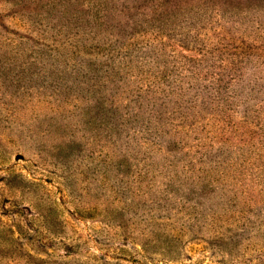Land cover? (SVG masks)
<instances>
[{
    "label": "rangeland",
    "instance_id": "374dc122",
    "mask_svg": "<svg viewBox=\"0 0 264 264\" xmlns=\"http://www.w3.org/2000/svg\"><path fill=\"white\" fill-rule=\"evenodd\" d=\"M86 1L0 0V264H264V0Z\"/></svg>",
    "mask_w": 264,
    "mask_h": 264
},
{
    "label": "trees",
    "instance_id": "16d2710c",
    "mask_svg": "<svg viewBox=\"0 0 264 264\" xmlns=\"http://www.w3.org/2000/svg\"><path fill=\"white\" fill-rule=\"evenodd\" d=\"M38 1H43V0H38ZM135 1L136 2L140 1L141 4H144L145 6H147V8L150 9V12L152 14L165 15V19H163L164 24H165V20L167 21L166 16H168L169 14H174V15H177V16H181L182 14L186 13L185 9H184V5L189 6V4H194L195 5V4H200V3L201 4L202 3H204V4L205 3H216V0H134V2L132 1V4H134ZM218 1H220L219 3H221V0H218ZM68 3L70 5H72L70 0H62V4H63V7H65V10H67L66 9V5ZM129 3H130V1H129ZM98 4H103V5H105V7L104 6L100 7ZM144 5H141V6L145 7ZM65 10L63 12H61V16H60L61 18L58 21V23L57 24L55 23V28H58L59 33H61V32L66 33L67 30H69L73 34L77 30V28H79V26H80V24L82 22L90 23L89 22L90 19H92V18L94 19L95 17H97L99 15L100 16L104 15L105 18H107L109 16V14L107 15V13H109V12H108V9L106 8V3H102L100 0H99V2H98V0H88L86 2L80 3L79 6L77 7L76 14L74 12L70 11V10H69V12L65 11ZM129 10H131V7L127 8L125 10V13L127 14L128 17L132 18V15H130L131 11H129ZM134 10L132 9V11H134ZM95 21L99 22V20L97 18L95 19ZM71 22H75L77 24L74 26V23H71ZM91 24H92V26L95 27L94 21L91 22ZM127 25H128V23L126 25H124L122 23V27H119V29L122 31L123 26H125L124 27V31H122L123 35L127 33L126 29H125L126 27H128ZM92 29H94V28L91 27V31L90 32H95V31H92ZM106 30H108V29L106 28ZM244 36H243V39L240 40V41H245L244 40ZM185 39H186V36H185ZM108 40H110V39H108V38L105 39V41H108ZM240 43H241V45H240L241 47L239 48V50L242 51L243 48H247V49L249 48V46L246 43H242V42H240ZM75 48H76V46H74L73 50ZM73 50H71L69 47H59V51H58L59 58H62V60L65 59L68 56L66 54H69V55L72 54ZM235 56H240V55L235 53ZM219 86L221 88H223V89L227 88V85H225L223 83H219ZM232 86H234V85L231 84L229 86V89H231ZM204 89H206V92H205L206 94L208 93V91H213L209 87H204ZM241 94H242V91H241ZM234 95L235 96L239 95V93H235ZM241 96L244 98V100H247L246 99L247 95H246V97L243 94ZM228 98H230V97H227V99ZM227 99L226 98L223 99L225 104L229 103ZM125 107L127 108L128 106L126 105ZM229 108H230V106L226 105L225 108H223V109H229ZM113 109L114 110H112L109 107L108 108L105 107V112L104 113L106 114L108 120L114 119V117L117 116V113H120L118 111V108H114V106H113ZM224 111H226V110H224ZM224 111L220 110L219 112L222 114L221 118L223 120H226V118H228V116L223 115ZM226 113H227V111H226ZM120 117H121V115L119 114V118ZM255 126H256V124H255ZM113 127H114V125H113ZM135 132L136 131L134 130V133Z\"/></svg>",
    "mask_w": 264,
    "mask_h": 264
}]
</instances>
